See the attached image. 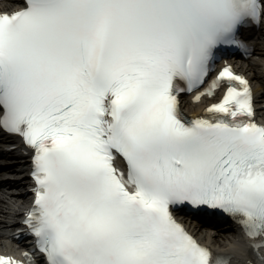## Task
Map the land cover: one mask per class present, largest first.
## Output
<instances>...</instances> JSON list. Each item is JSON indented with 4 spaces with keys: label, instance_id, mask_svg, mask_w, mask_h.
<instances>
[{
    "label": "snow or ice",
    "instance_id": "1",
    "mask_svg": "<svg viewBox=\"0 0 264 264\" xmlns=\"http://www.w3.org/2000/svg\"><path fill=\"white\" fill-rule=\"evenodd\" d=\"M264 0H25L0 12V128L32 148L22 223L36 264H229L172 209L222 210L264 264V123L230 64L188 118L185 88L205 84L222 47ZM0 264H25L0 255Z\"/></svg>",
    "mask_w": 264,
    "mask_h": 264
},
{
    "label": "bare ground",
    "instance_id": "2",
    "mask_svg": "<svg viewBox=\"0 0 264 264\" xmlns=\"http://www.w3.org/2000/svg\"><path fill=\"white\" fill-rule=\"evenodd\" d=\"M18 5L17 0H4L0 2V9H7ZM264 35V28L260 29L259 36ZM256 48H255V55L248 60L239 62L236 61L235 65L241 69L242 71L246 72L252 79V83L254 85L259 84L261 79L260 69L264 64V44L262 41H256ZM209 100H203L201 102L193 103L190 100H185V108L189 111H193L195 113H200L205 104ZM264 102L259 103L257 118L264 122V108L262 105ZM10 155V154H9ZM9 159L16 161V165H10ZM26 162L24 157L19 155L15 156H5L0 159V169H3L5 172L1 173L0 175L3 176L5 173H12L15 178H20L24 176L23 174V166ZM19 172H22L19 174ZM0 182H5L9 186L8 196L2 195L4 193H0V250L4 248H9L10 250L15 249L16 246L10 242L6 237V229L10 225V221L13 220L12 211L16 210L17 208L11 206L9 203H12L14 200V205H16V201L25 200L26 195L22 192L21 181L18 180H11V179H0ZM10 196L13 197L10 199ZM196 233L207 243L212 245L215 250L219 251L220 253L227 254L229 257V264H252L253 257L250 254L251 245L248 241L238 238L237 233H232L231 235L219 233V235H211L208 233L206 229L203 228H195ZM260 255L264 256V248L260 249Z\"/></svg>",
    "mask_w": 264,
    "mask_h": 264
}]
</instances>
